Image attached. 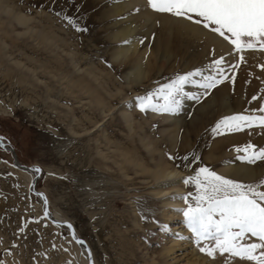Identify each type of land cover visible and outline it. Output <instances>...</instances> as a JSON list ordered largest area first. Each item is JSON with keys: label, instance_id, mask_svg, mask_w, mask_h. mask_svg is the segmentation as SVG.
Masks as SVG:
<instances>
[{"label": "rangeland", "instance_id": "374dc122", "mask_svg": "<svg viewBox=\"0 0 264 264\" xmlns=\"http://www.w3.org/2000/svg\"><path fill=\"white\" fill-rule=\"evenodd\" d=\"M15 1L25 7L22 13L30 20L28 29L0 25V105L11 111L0 113V139L14 150L20 163L41 169L35 190L43 193L47 208L73 223L79 237L91 246L92 259L98 264L106 261L96 240L98 215L91 216V212L100 205L106 206L109 222L114 223L112 215L119 213L139 219L137 225L130 223L129 245L121 249L125 263L225 264L224 257L212 259L195 246L182 213L177 211L186 207L183 200L182 205L165 208L160 201L194 195L195 187L182 181L194 176V169L200 166L244 183L264 180V161L242 162L237 157L243 153L236 151L248 143L264 147V129L254 127L219 136L211 132L224 116L260 114L256 110L264 105V52L245 50L237 54L202 26L149 10L146 0H44L40 8L33 0ZM136 8L141 10L135 12ZM56 11L78 17L87 31H75L55 15ZM181 22L197 30L193 32ZM129 27L133 28L129 36L119 35ZM33 29L51 33L50 41L34 40ZM130 39L135 40L136 51L126 59L116 58ZM221 56L226 60V75L234 77V82L226 80L200 102L185 100L177 115L141 113L134 106L137 96L146 95L177 74L207 70ZM139 60L144 61L149 73L134 83L128 75ZM86 73L91 75L84 83L90 89L99 86L105 109L94 108L86 93L69 87L75 79L83 81ZM186 91L202 90L188 85ZM253 96L258 99L253 100ZM124 115L130 122H124ZM87 117L97 123L87 124ZM86 127H90L87 132L83 131ZM122 141L130 143L131 152L147 169H153L161 158L181 172L178 188L182 191L171 189L156 196L149 174L129 167V176H125L126 171L112 159L106 161L109 170H101L94 163L96 152L111 156L114 143ZM72 147L82 149L81 163L67 155ZM169 155L176 159L170 160ZM193 155L199 160H193ZM185 156L188 160L183 159ZM14 168L12 154L0 148V216L7 215L18 224L14 231L0 227V260L4 264H80L81 256L67 238V231L43 222L34 207L41 205L40 197L25 195ZM235 169L252 175L236 177ZM86 179H92L90 194L81 184ZM7 183L14 184L13 192L7 190ZM101 187L104 190H97ZM141 209L148 221L140 219ZM165 226L167 231L162 230Z\"/></svg>", "mask_w": 264, "mask_h": 264}, {"label": "snow or ice", "instance_id": "6c2138e0", "mask_svg": "<svg viewBox=\"0 0 264 264\" xmlns=\"http://www.w3.org/2000/svg\"><path fill=\"white\" fill-rule=\"evenodd\" d=\"M146 7L155 13L171 15L202 26L221 37L237 54L245 50L264 52V0H146ZM140 10L134 9L135 12ZM55 15L75 31H87V28L80 26L78 17L63 11H56ZM143 43L144 40L141 39V44ZM239 59L243 61L244 56L240 55ZM225 63V58L221 56L212 61L207 70L197 68L177 74L146 95L137 96L134 106L141 113L151 111L177 115L182 111L185 100L200 102L202 97H206L226 80L234 82V77L226 75ZM230 66L235 68L238 65ZM261 67L264 68V65ZM188 85L202 91H186ZM252 99L258 98L253 96ZM256 111L260 114L224 116L211 132L214 136H219L254 127L264 129V105ZM236 151L243 153L237 157L242 162L255 164L257 161H264V147L248 143ZM169 159L176 158L169 155ZM183 159L188 160V157ZM192 159L198 161L199 157L193 155ZM34 171L39 173L40 169L36 168ZM194 171V176L182 182L193 185L195 194L179 197L186 207L177 211L182 213L183 223L190 231L191 239L199 252L212 259L218 255L224 257L225 264H232V261L240 264H264V180L244 183L226 178L208 166H200ZM44 215L48 216L47 210ZM141 219L149 220L144 209H141ZM152 219L159 223L155 218ZM67 228L72 230V225L68 224ZM162 230L167 231V226ZM72 237L77 243L84 244V241L75 237L74 231ZM0 264H4V261L0 260Z\"/></svg>", "mask_w": 264, "mask_h": 264}, {"label": "bare ground", "instance_id": "6f19581e", "mask_svg": "<svg viewBox=\"0 0 264 264\" xmlns=\"http://www.w3.org/2000/svg\"><path fill=\"white\" fill-rule=\"evenodd\" d=\"M30 1L31 0H29V2ZM43 1L44 0H33V3L37 8H40V6L43 4ZM24 8L25 7L20 6L18 1L16 2L15 0H0V25L3 24V25H5L6 28L7 27L12 28L13 26L18 25V26L23 27L24 29H28V21L30 19L27 18L26 14L22 13ZM31 18H34V17H31ZM34 20H35V18H34ZM181 25L185 28H189L193 32L195 30H197L193 26L185 25V23L182 24V22H181ZM132 29L133 28H131V27H129L128 29L124 28L121 30L119 35L123 34L124 35L123 37H127L130 35ZM31 37L34 40H38L42 43H46V42L50 41V38L52 36H51V33H49L48 31L37 29L36 31L35 30L33 31V35H31ZM210 39L214 42L215 41L219 42L218 38H216V37H211ZM29 40H31V39H29ZM2 44L3 43L0 42V51L2 50ZM136 48H137V44L135 43V40L130 39L117 52L116 58H122V60L126 59L129 54H132L136 51ZM148 73H149V71H148L147 67H145L144 61L142 62L141 60H139L137 63H135L133 65L132 71L129 73L128 77L132 82L135 83L137 81L144 79L146 77V75H148ZM86 74H87V76L83 78V81L80 79H75L72 82H70L69 87L71 89H74L75 91H77L79 93H83V94L86 93L87 94L86 96L89 99V103L94 108L103 109L106 106V103H105L106 101H104L100 96L101 92L99 90V86L95 85L94 88H92V89L87 88L84 81H88L90 79L91 74L90 73H86ZM82 98H80V100ZM90 110H92V109H90ZM0 113H8L9 114V113H11V111L0 105ZM122 117H123V120L125 123L130 122V120L128 119L129 117L127 115H124ZM73 120H75V119H73ZM91 123H92V125H94L97 122H95V121L93 122L92 118L87 117V124L90 125ZM89 128L90 127L83 128V131L87 132ZM77 132L78 131H73V133H77ZM88 138H90V137H88ZM127 140L130 141V139H127ZM128 141H122V142L114 143L115 144L114 145L115 152L111 156H107L106 154H103L102 152L97 151L96 155L98 156V158L95 159L94 163L101 170H109V167H108V164L106 161L109 159H112L113 164H116L117 166L121 167V171H123V170L126 171L124 174L125 176H129L128 172H127V170L131 169L129 167H132V169L134 167H138L139 171H142L143 173L149 174L150 179H151L149 183L152 184V187L154 186V189H155L154 194L156 196H159L161 194L165 195L171 189H176L175 190L176 192L182 191L181 188H178V186H179L178 183H179V178H180L179 176L181 175V172L174 169L173 167L168 166V163H165V161H162L161 158H159V161L155 164L153 169H147L145 167V165L142 163V161H140V159L135 157V155L131 152V147L129 146L130 143H123V142H128ZM67 155H69V158L73 159V161L74 160L77 162L80 161V163L83 159L82 158V149L80 150V148H76V147L73 148L72 150L69 151V154H67ZM85 162H87V161H85ZM91 165H93V164H91ZM14 169L16 170L15 174L17 176L18 182L23 185V191H24L25 195L28 197L29 194L31 193L30 188H31V184H32L34 175L32 173L19 170L16 167ZM244 170L245 169H235L234 170L235 176L236 177L237 176L242 177V175H244V177H251L252 174H250L248 171H244ZM81 184L87 188L85 190V192L88 191V193L90 194V192H89L90 190H88V189H90L89 185L92 184V179L83 180ZM130 184L132 185L131 182L129 183V185ZM13 185H14L13 183L12 184L7 183L6 187H7V190L9 192H13L15 190V188H14L15 186H13ZM97 190H104V187L97 188ZM160 202L164 208L166 206H169V205H176V206L182 205V203H181L182 201H181V199H179V196L176 197L175 200L173 199L171 201H168L167 199L162 198V200ZM34 207L37 208L36 209L37 214L42 216V220H43V222L46 223L47 226H49L53 229H56V230L63 228L67 231V238L70 240V242L74 246V249L77 250L81 256V259H80L81 263L80 264H98L95 261V259H92L93 254L91 253L92 252L91 246L88 245L87 242H86L85 246L82 244L74 242L69 236V232H68L67 227H59V226L52 223V221H56L58 223H64V222H68L67 220H65V219L61 218L60 216H58L57 214L53 213L50 209H48V217L49 218L47 216H45L43 213L44 205L42 202H41V205H35ZM94 214L98 215L97 222H98V224H100V226H99L100 228H98V232L96 233L97 244L99 245V250L101 251V253H103L105 261H106L105 263H102V264H130L127 262L125 263V261H124L125 260V258H124L125 254L121 253V249L123 248L124 245H129L126 239L129 236L128 232L131 228L130 223H132V221H133V224L137 225L139 219L137 221L134 219L132 220L131 217H129V216L123 217L119 213L118 215H115V214L112 215L113 217L111 218V220L114 223L109 222V220H106L107 210H106L105 205H100L96 209L94 208V210H92V212H91V216ZM138 217H139V215H138ZM9 219L12 220V218L7 216V215H1L0 216V227L5 225L4 227L6 229H8V231H10L11 229L13 230V229L17 228L18 224H16V222H14L15 221L14 218H13V220H14L13 222L10 221ZM127 219L129 221V224L127 222ZM106 221H107V225H106ZM17 223H19V222H17ZM69 223L73 226L72 222L69 221ZM122 224L125 227L124 230L122 229V226H121ZM73 229H74L75 235L77 237H79V235L76 233L75 226H73ZM27 241L28 240H26V243H27ZM89 252L91 253V257H89Z\"/></svg>", "mask_w": 264, "mask_h": 264}, {"label": "water", "instance_id": "95a60500", "mask_svg": "<svg viewBox=\"0 0 264 264\" xmlns=\"http://www.w3.org/2000/svg\"><path fill=\"white\" fill-rule=\"evenodd\" d=\"M0 148L3 150V151H7V152H10L12 154V163H13V166L16 167L17 169L19 170H22V171H25V172H29V173H32L34 175L33 177V181H32V184H31V188H30V191H31V194L32 195H35V196H39L40 199H41V202L43 203L44 205V210H43V213H45V211L47 210L48 212V208H47V200L45 198V196L43 195V193L39 192V191H36L35 190V183L37 181V179H39L40 175H41V169L37 166H27V165H24L22 163H20L18 160H17V157L15 155V152L12 148H10L9 146H7L1 139H0ZM36 168H39L40 169V172L37 173L34 171V169ZM46 201V203H45ZM48 217V216H47ZM49 218V217H48ZM53 224L59 226V227H67L68 224H70L69 222H64V223H58L56 221H52ZM74 231L73 229V226H72V230H69L68 229V232H69V236L70 238L76 242V240L73 239L72 237V232ZM75 233V232H74ZM76 238H78L79 240H82L84 241V246L86 245V242L84 239L80 238V237H77L75 235ZM77 243V242H76Z\"/></svg>", "mask_w": 264, "mask_h": 264}]
</instances>
